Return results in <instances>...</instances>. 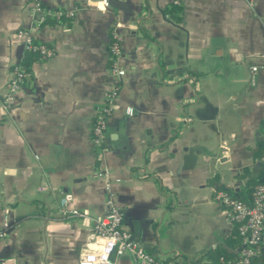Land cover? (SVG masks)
Instances as JSON below:
<instances>
[{
	"label": "crops",
	"instance_id": "0c3cea01",
	"mask_svg": "<svg viewBox=\"0 0 264 264\" xmlns=\"http://www.w3.org/2000/svg\"><path fill=\"white\" fill-rule=\"evenodd\" d=\"M31 1L0 0V222L10 218L0 264H78L93 223L60 199L72 192L70 207L95 217L108 182L125 227L168 264H214L217 250L237 258L216 190L249 200L264 177V0H44L74 15L37 27ZM173 2L180 22L163 11ZM22 30L55 53L29 57L7 107L27 55ZM115 39L126 74L97 158L91 127L115 80Z\"/></svg>",
	"mask_w": 264,
	"mask_h": 264
},
{
	"label": "built area",
	"instance_id": "2783aa9c",
	"mask_svg": "<svg viewBox=\"0 0 264 264\" xmlns=\"http://www.w3.org/2000/svg\"><path fill=\"white\" fill-rule=\"evenodd\" d=\"M108 5V0H103ZM31 11L37 18L35 27L44 25L50 18L60 20L74 15L72 10L52 9L45 5L44 0H32ZM25 36V52H33L37 58L47 59L55 53L52 44L36 39L30 30L19 31ZM111 54V73L115 80L108 89L103 104L96 109L91 127V137L97 158L104 154V135L108 126V117L116 110L117 97L121 89V79L126 74V69L120 64L122 47L119 40H114L109 46ZM255 71L257 66H252ZM13 77L7 83L6 106L16 100L17 91L23 87L30 76V70L22 63L12 69ZM126 113L132 115L134 107L125 106ZM259 162L264 176V135ZM106 206L104 212L95 217H88L77 208L70 207L74 199L72 192H65L60 199V208L63 212L75 216L89 218L93 223L94 240L90 249L82 252L78 264H115L116 258L129 254L134 264H168L157 257L146 247L140 244L124 225V216L121 207L115 201V193L110 183L106 184ZM216 197L225 206V210L236 224L238 235L241 237V246L238 257L224 261L222 264H262L258 259L264 258V177L258 182L249 200L234 196L228 190H216ZM10 218L5 215L0 222V243L9 234Z\"/></svg>",
	"mask_w": 264,
	"mask_h": 264
},
{
	"label": "trees",
	"instance_id": "16d2710c",
	"mask_svg": "<svg viewBox=\"0 0 264 264\" xmlns=\"http://www.w3.org/2000/svg\"><path fill=\"white\" fill-rule=\"evenodd\" d=\"M164 13L168 14V16L175 22H180L182 18V12L183 7L180 4V2H173L166 8H164ZM26 57L23 61V66L26 67L28 70H30V58L34 55L33 52H26ZM229 245H231L233 248H237L241 246V237L238 235L237 228H234V231L231 235V237L228 239ZM223 255V251L217 250L214 254V264H222L224 261H220L219 258ZM262 264H264V258L260 257L258 259Z\"/></svg>",
	"mask_w": 264,
	"mask_h": 264
}]
</instances>
